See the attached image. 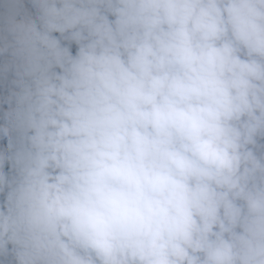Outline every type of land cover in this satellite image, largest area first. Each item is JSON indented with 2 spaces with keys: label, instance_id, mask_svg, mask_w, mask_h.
I'll return each instance as SVG.
<instances>
[{
  "label": "clouds",
  "instance_id": "9594fccd",
  "mask_svg": "<svg viewBox=\"0 0 264 264\" xmlns=\"http://www.w3.org/2000/svg\"><path fill=\"white\" fill-rule=\"evenodd\" d=\"M0 264H264V0H0Z\"/></svg>",
  "mask_w": 264,
  "mask_h": 264
}]
</instances>
